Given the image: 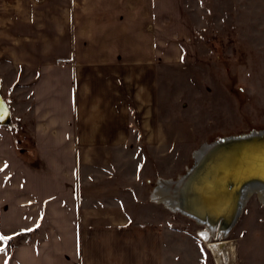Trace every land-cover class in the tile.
Instances as JSON below:
<instances>
[{"label":"crops","instance_id":"obj_1","mask_svg":"<svg viewBox=\"0 0 264 264\" xmlns=\"http://www.w3.org/2000/svg\"><path fill=\"white\" fill-rule=\"evenodd\" d=\"M189 45L183 0H0V87L39 158L7 145L18 161L0 170V264H176L173 234L133 191L162 139L160 64Z\"/></svg>","mask_w":264,"mask_h":264},{"label":"rangeland","instance_id":"obj_2","mask_svg":"<svg viewBox=\"0 0 264 264\" xmlns=\"http://www.w3.org/2000/svg\"><path fill=\"white\" fill-rule=\"evenodd\" d=\"M183 4L189 18L190 47L180 61L160 64L162 139L145 149L141 169L149 180L143 192L133 191L138 204H145V194L154 205L150 210L137 205L135 210L151 214L162 232L173 234L166 239V247L171 251L173 246L176 264L185 249L191 251L193 264H217L207 241H216L218 236L201 241L196 233L208 232L206 227L156 203L152 194L159 180L182 176L201 146L224 136L264 129V0H183ZM0 93L10 101L5 84ZM22 122L12 113L11 124L0 125V170L4 172L18 160L39 165L38 157L26 162L19 156L20 151L30 154L34 146L31 119L25 125ZM9 141L18 160L9 156ZM257 197L250 196L224 235L230 253L223 264H264V204Z\"/></svg>","mask_w":264,"mask_h":264},{"label":"water","instance_id":"obj_3","mask_svg":"<svg viewBox=\"0 0 264 264\" xmlns=\"http://www.w3.org/2000/svg\"><path fill=\"white\" fill-rule=\"evenodd\" d=\"M8 123H11V111L0 93V125ZM255 151L264 152V129L224 136L204 146L181 178L177 177L173 191L178 212L207 219L210 223L216 220L220 228L226 231L232 228L241 213L242 205L254 192L264 191V182L261 180L263 178L258 175L238 181L228 180L231 171L239 168L238 165L246 166L248 162H252L250 154ZM213 183L218 184L219 188H223L224 185L226 188L223 199L228 203V208H224L221 213L217 210L212 211L213 207H210L212 205L199 198L201 192L206 188L211 189ZM216 189L214 186V194ZM210 212L215 213V217L211 216Z\"/></svg>","mask_w":264,"mask_h":264},{"label":"bare ground","instance_id":"obj_4","mask_svg":"<svg viewBox=\"0 0 264 264\" xmlns=\"http://www.w3.org/2000/svg\"><path fill=\"white\" fill-rule=\"evenodd\" d=\"M9 124H11V123L4 124L3 127H5ZM207 144H209V143H207ZM207 144L201 146L198 150L195 151L194 158H197L198 154L204 149V146H207ZM250 157L252 159V162H248L246 164V166L238 165L239 168H235V169H233V171H231V174L229 173L230 177L228 178V180L238 181V180L244 179L245 177L258 175V176L263 178L261 180L264 182V152L263 151L262 152L261 151H259V152L255 151L253 154L252 153L250 154ZM222 175H226V174L222 173ZM179 178H181V176ZM175 185H176V180H174V179H169V180H162L161 179V180H159L158 186L152 194V198L156 203H158L160 205H164L167 209H169L173 212H178L177 208L175 207L176 203H175L174 191H173ZM211 186H212L211 189L206 188L205 190H203L201 192V195H199L200 196L199 198L202 199L204 202L208 201L207 203H210V205H212L210 207H213L212 211L217 210L218 212L220 211V213H221L224 210V208H228V203H225L224 199H223L224 195H226L225 194L226 193L225 185L223 186V188H219L218 184L216 185V183H213ZM214 186L217 187L216 194L213 193L214 192L213 191ZM256 193L259 196V199H261V201H263V203H264V191H257ZM256 193L254 192L253 194L256 195ZM221 202H224V203H221ZM245 204L242 205L241 213H242V210H243ZM241 213H240V215H241ZM210 214H211V216L214 215L213 217H215V213L210 212ZM184 215L188 216L189 218L193 219L195 222L206 227L205 230L207 229L208 232H206V231L205 232H202V231L199 232V234H200L199 239L201 241L207 240L209 235L214 236V237L218 236L216 238V241L210 242L208 240L207 242L210 243V245H207V246H209L208 247L209 251L213 254L216 262L218 261V262H220V264L225 263L228 260V257H229L228 254L230 253V250L227 247V243L224 242L223 239L225 238L224 235L229 233L232 228H230L229 230L226 231V230H223V228L222 229L220 228L219 224L216 223V220L211 219L212 223H216V224H212L207 219L203 220V218H197L195 216H191L188 214H184ZM199 215H200V212H199ZM240 215L238 216L237 220L239 219ZM236 222H234V224ZM218 262H217V264H218Z\"/></svg>","mask_w":264,"mask_h":264},{"label":"trees","instance_id":"obj_5","mask_svg":"<svg viewBox=\"0 0 264 264\" xmlns=\"http://www.w3.org/2000/svg\"><path fill=\"white\" fill-rule=\"evenodd\" d=\"M3 98L8 103V99L6 97H3ZM33 147H32V151L30 152V154H28V151H26L24 153H22L21 151L19 152V156L22 158V160H24L26 162H31L32 160H35L37 158L35 148H33Z\"/></svg>","mask_w":264,"mask_h":264},{"label":"snow or ice","instance_id":"obj_6","mask_svg":"<svg viewBox=\"0 0 264 264\" xmlns=\"http://www.w3.org/2000/svg\"><path fill=\"white\" fill-rule=\"evenodd\" d=\"M8 239H10V238L0 236V241H6ZM3 250H4L3 248H0V251H3Z\"/></svg>","mask_w":264,"mask_h":264},{"label":"built area","instance_id":"obj_7","mask_svg":"<svg viewBox=\"0 0 264 264\" xmlns=\"http://www.w3.org/2000/svg\"><path fill=\"white\" fill-rule=\"evenodd\" d=\"M35 1H38V0H35ZM196 235H197L198 237H200V234H199L198 232L196 233Z\"/></svg>","mask_w":264,"mask_h":264}]
</instances>
